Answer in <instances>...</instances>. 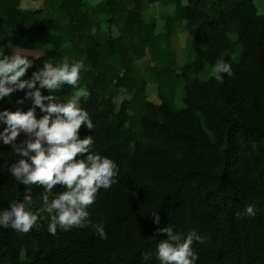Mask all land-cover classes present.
I'll return each mask as SVG.
<instances>
[{"label":"trees","instance_id":"16d2710c","mask_svg":"<svg viewBox=\"0 0 264 264\" xmlns=\"http://www.w3.org/2000/svg\"><path fill=\"white\" fill-rule=\"evenodd\" d=\"M18 13L24 19L10 27ZM180 34L186 60L175 46ZM0 47L30 53L23 79L48 60L84 63L79 87L90 96L80 106L94 126L82 125L79 137L91 135L92 151L119 169L87 209L88 225L52 235L40 211L44 188L15 181L8 169L19 157L0 140V211L31 195L39 216L27 234L0 227V264H160L167 235L157 229L169 225L205 238L193 242L195 264H264V0H0ZM218 60L233 74L201 78ZM75 90L40 89L58 102ZM24 97L0 100V112L28 111L33 101Z\"/></svg>","mask_w":264,"mask_h":264},{"label":"clouds","instance_id":"9594fccd","mask_svg":"<svg viewBox=\"0 0 264 264\" xmlns=\"http://www.w3.org/2000/svg\"><path fill=\"white\" fill-rule=\"evenodd\" d=\"M29 56L30 53L20 47L12 48V55L7 56L0 47V100L17 91H25L24 99L33 101V107L26 112H0V124L6 125L0 132V140L11 145L12 152L19 157L8 171L24 187L44 188L40 211L49 217L50 234L55 235L58 229L64 232L82 229L90 223L87 209L95 203L99 190H108L117 183L118 165L92 151L91 135L84 139L79 137L82 125L89 130L94 126L89 113L80 106L81 98L86 100L90 96L86 87H79L81 72L87 71L84 63L64 59L54 65L48 60L30 79H23L33 67V59ZM222 74L231 76V65L218 60L210 75L222 82ZM65 85L76 89L66 102H58L55 95L43 96L40 91L47 89L55 93ZM37 108L45 113L39 119ZM21 133L25 138L17 142ZM58 186L64 190L54 193L53 189ZM33 208L31 195H25L22 201L12 200L8 209L0 211V227L24 234L38 228L39 216ZM245 214L254 217L255 206L248 205ZM153 216L158 225L159 214ZM93 227L99 238H107L103 224ZM157 234L167 235L156 249L160 264H195L198 256L192 248L193 242H205L196 231H190L185 238L171 225L158 228ZM150 258V253H144L143 260Z\"/></svg>","mask_w":264,"mask_h":264},{"label":"rangeland","instance_id":"374dc122","mask_svg":"<svg viewBox=\"0 0 264 264\" xmlns=\"http://www.w3.org/2000/svg\"><path fill=\"white\" fill-rule=\"evenodd\" d=\"M22 19H24L22 13L9 14L8 24L10 27H14L16 24H18L20 21H22ZM95 32L98 33L97 38L99 39V41L104 42L101 40L106 39V36H107L106 35L107 34L106 28L100 27L99 29H95ZM187 44H188V41H187ZM175 46L177 47L178 55H179L180 59L186 60L188 52H187V50H185L186 49L185 36H182L180 34L179 37L177 39H175ZM210 73H211V68L206 67L205 70L203 71V73H201V78H203V79L208 78ZM150 88H154V87H150Z\"/></svg>","mask_w":264,"mask_h":264}]
</instances>
